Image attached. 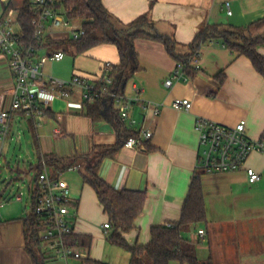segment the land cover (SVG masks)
Returning a JSON list of instances; mask_svg holds the SVG:
<instances>
[{
    "label": "crops",
    "instance_id": "crops-1",
    "mask_svg": "<svg viewBox=\"0 0 264 264\" xmlns=\"http://www.w3.org/2000/svg\"><path fill=\"white\" fill-rule=\"evenodd\" d=\"M101 2L113 17L116 28L124 31L137 18L145 16L149 23L137 28L149 34L172 37L177 45L175 52L183 56L190 53L191 42L206 26L245 29L264 18V0ZM225 2L229 3L230 15ZM23 3L24 0H0V24L8 23L19 36L22 29L17 14ZM262 30L264 27L253 28L252 33ZM45 37L71 38L70 31L51 27L46 29ZM131 47L137 68L131 72L132 65L127 64L124 88L118 86L116 79L115 87L131 100L132 125L121 121L118 107L106 97L102 98L100 117L87 116L80 90L75 88L69 89L67 96L38 93V102L45 109L39 121L19 112L13 115L11 125L28 132L29 157L31 151L38 164L32 167L34 175L27 188L28 210L18 204L22 203L23 194L20 200L15 199L20 191L13 196L7 194L13 183L23 181L18 170L21 161H13L17 149L23 152V145L11 149L9 142L5 148L6 139H0V167L4 159L0 171V203L3 204L0 208V264H81L83 259L129 264L130 252L107 241L110 230H105L103 225L108 223V217L94 190L74 174H80L85 164H92L100 154L107 153L100 159L96 175L115 190L145 194L134 228L123 234L130 246L144 247L150 242L152 227L174 225L179 221L191 178L198 172L196 117L225 126L245 120L250 139L259 140L264 135V76L247 58L229 51L220 39L212 38L203 43L196 56L198 69L191 66L189 71H183V78L174 81L171 88H166L164 81L172 75L177 62L167 54L163 44L137 37ZM55 51H62L64 58L59 62H45L41 67L44 77L69 80L76 75L97 82L103 76L105 64L117 65L120 61L117 47L110 43L93 46L81 54H75L70 47L36 50L35 60ZM257 51L264 56V46ZM66 55L70 57L66 59ZM219 73L223 75L222 82L216 78ZM13 84L8 57L0 53V97L6 106ZM184 98L192 103L189 111L171 107L172 101ZM148 103L159 104V113L154 114L151 107H146ZM125 129L138 133L135 138L139 139V146L123 147ZM144 131L152 133L149 139L143 138ZM10 138L12 142L13 137ZM39 155L75 162L59 174L70 190L69 222L73 232L92 238L90 248H76L82 255L80 259L58 257L53 239L41 240L32 246L25 238L24 221L31 209L30 194L35 189L34 179L42 158L39 159ZM246 168L258 173L260 180L249 183ZM200 179L206 219L183 234L196 243L197 258H211L213 264H264V152L251 153L238 171L202 174ZM199 230L204 231V237L197 236Z\"/></svg>",
    "mask_w": 264,
    "mask_h": 264
},
{
    "label": "trees",
    "instance_id": "trees-1",
    "mask_svg": "<svg viewBox=\"0 0 264 264\" xmlns=\"http://www.w3.org/2000/svg\"><path fill=\"white\" fill-rule=\"evenodd\" d=\"M102 0H57L56 7L63 10L66 16L78 22L84 30V35L79 39L55 40L44 37L36 40L33 37L34 28L31 23L32 15L30 11L32 0H24L19 8L17 22L20 24L22 32L19 37L23 45H33L36 50L60 49L70 47L75 54H81L89 48L110 43L117 47L120 61L117 65H112L110 76L116 79L121 73L125 74L127 64H131V72L136 70L134 55L129 57V46L134 38H146L159 41L163 44L167 54L176 62L185 64L183 71L191 69L190 62L196 59L200 46L212 38L220 39L223 45L232 53L247 58L253 68L264 76V56L260 55L257 49L264 46V30L260 33H252L253 28L264 27V18L251 23L245 29H235L232 27L206 26L201 29L190 44V53L180 55L175 52L176 43L170 36L161 34H149L137 27L148 24L145 16H141L127 26L126 30L115 27L113 17L105 10ZM137 28V29H136ZM141 28V27H140ZM135 29V30H134ZM134 30V31H133ZM132 49V47H131ZM221 77V78H220ZM103 76L97 81V86L102 84ZM222 82L223 75H216ZM102 96H95L92 103H84L86 115L96 119L100 117L103 102ZM122 134V140L137 137L138 133L127 130ZM107 153L100 154L94 163L85 164L81 171L83 183L90 186L102 206L103 212L108 217L109 234L107 241L111 245L123 248L130 252L129 264H213L211 258L199 260L196 256V243L183 237V234L195 224L204 222L206 219L205 205L201 186L202 172H196L191 178L187 196L182 203L179 221L172 227L156 226L150 230V242L144 247L130 246L125 241L123 234L134 228L136 218L141 214L145 200V194L139 191L127 189L115 190L103 182L96 175V168L100 159ZM44 157L53 175H58L63 168L72 166L75 162L58 159L52 155H39ZM68 206L72 204L68 203ZM25 238L28 245H38L45 230L43 221L32 211L25 216ZM65 245L73 248H90L92 238L86 235H79L71 232L64 236ZM81 264H107L101 261L83 259Z\"/></svg>",
    "mask_w": 264,
    "mask_h": 264
},
{
    "label": "built area",
    "instance_id": "built-area-1",
    "mask_svg": "<svg viewBox=\"0 0 264 264\" xmlns=\"http://www.w3.org/2000/svg\"><path fill=\"white\" fill-rule=\"evenodd\" d=\"M57 0H32L30 11L33 37L41 40L45 37L48 27L70 31L71 39H79L84 35V30L79 23L69 19L63 10L56 6ZM227 14H231L229 3L225 2ZM19 35L8 26V23L0 24V53L8 57V67L12 73L14 84L10 90V102L6 106L0 97V139L4 141L8 135L12 117L15 113H22L25 117H31L39 121L45 109L39 104L38 93H52L67 96L69 89L80 90L83 103H92L95 96L111 99L118 107L119 117L122 122L132 125L129 119L130 99L122 95L115 80L110 76L112 65L105 64L102 68V84L97 86L96 81H90L79 76H72L69 80H61L54 77H44L41 71L42 65L47 61L59 62L64 58L62 51H55L50 55L41 56L35 60L36 49L33 45H23ZM190 65L198 69L196 59ZM184 63L177 62L172 75L164 81L166 88H171L174 81L183 78ZM186 80V78H184ZM135 87V92L138 93ZM154 114L159 113V104L148 103ZM175 110L189 111L192 103L189 99H175L171 103ZM194 130L198 135V160L196 170L203 174L228 173L243 168L246 159L253 152H264V135L259 140L250 139L246 134V122L240 120L234 126H225L203 117H196ZM152 133L142 132L145 139H149ZM139 146V139L128 138L123 142V147L133 148ZM249 183L260 180V175L251 168H246ZM35 189L30 194L32 213L37 215L44 223L45 230L42 233L43 240L53 239L56 244V255L62 259L73 257L82 258V255L73 247L64 244L63 238L73 232L69 222L70 190L68 185L60 178V174L53 175L44 157L39 161V171L34 179ZM28 193V192H27ZM22 193L15 197L20 200ZM29 195V193H28ZM29 197V196H28ZM0 203V208L2 207ZM172 227V224H167ZM109 229L108 223L103 225ZM197 236H205L203 230L197 232Z\"/></svg>",
    "mask_w": 264,
    "mask_h": 264
},
{
    "label": "rangeland",
    "instance_id": "rangeland-1",
    "mask_svg": "<svg viewBox=\"0 0 264 264\" xmlns=\"http://www.w3.org/2000/svg\"><path fill=\"white\" fill-rule=\"evenodd\" d=\"M69 57H70V55H66V59H68ZM10 137H13L12 142H11ZM29 139H30V137H29L27 131H25L24 129H22V130L16 129V128H14L13 125H10L8 135H7V138L5 140L6 141L5 142L6 143L5 148L7 147L9 142L12 145L11 149L13 147H15V145H17V148L21 147L23 145L21 147V148H23L22 149L23 152H20L17 149V151L15 152L14 158H13L14 163H15V161H17V159L19 161H21L20 167L18 170L20 171L21 176L23 177V181L19 182V183L18 182L13 183V186H11L8 189L7 194H11V196H13L15 193H18L20 191L23 194V197H22V203H18V204L20 206L25 205L28 210H29V201L27 200V188L29 186V181L31 180V178L34 175L32 167H34L36 164H38L36 162L37 160L35 158V155L31 151H30V157H29V150H30L29 148H31V147L30 146L28 147L26 145V143H27V141H29ZM3 160L4 159L1 160V167H2V164L4 162ZM23 161H24V164L22 165ZM1 167H0V171L2 170ZM14 167L16 168V166H14ZM0 175H1V172H0ZM74 175L77 176L78 178L81 177L80 174H74ZM18 187L20 188V190ZM262 239H264V237H262Z\"/></svg>",
    "mask_w": 264,
    "mask_h": 264
},
{
    "label": "water",
    "instance_id": "water-1",
    "mask_svg": "<svg viewBox=\"0 0 264 264\" xmlns=\"http://www.w3.org/2000/svg\"><path fill=\"white\" fill-rule=\"evenodd\" d=\"M128 46H129V57H131L132 56V49H131V45H130V43H128ZM123 73H121L120 75H118L117 77H116V80H117V84H118V86H120V88L121 89H123L124 88V82H125V78H126V76H125V78H123Z\"/></svg>",
    "mask_w": 264,
    "mask_h": 264
}]
</instances>
